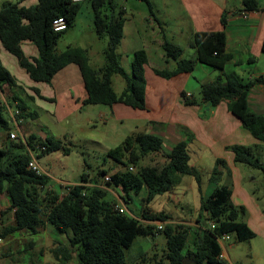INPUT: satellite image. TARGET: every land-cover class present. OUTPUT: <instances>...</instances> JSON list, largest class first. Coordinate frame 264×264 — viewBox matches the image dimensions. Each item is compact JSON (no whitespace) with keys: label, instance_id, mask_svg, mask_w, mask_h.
I'll return each mask as SVG.
<instances>
[{"label":"trees","instance_id":"1","mask_svg":"<svg viewBox=\"0 0 264 264\" xmlns=\"http://www.w3.org/2000/svg\"><path fill=\"white\" fill-rule=\"evenodd\" d=\"M93 11V25L100 38H107L103 54L105 63L94 68L89 63L85 48L70 46L58 52L57 44L70 28L81 10L82 2L73 0H38L34 6L26 7L17 2H3L0 8V40L10 53L14 54L20 65L26 69L34 81L50 82L54 75L70 63L79 66L87 97L84 104L123 103L137 109L146 108V77L145 65L148 55L145 49H138L133 54L130 76L120 63L118 45L123 36L124 9L120 0H89ZM151 13L152 5L147 0ZM246 9H263L257 0H243ZM64 16L68 28L55 31L53 20ZM225 25V15L222 17ZM32 41L39 50L38 57H28L23 52L21 43ZM225 31L195 32L192 45L196 47V57L182 58L183 48L164 38L162 47L166 56L176 61L174 69H158L155 72L165 78H170L182 72L192 71L198 62L217 69L220 74L214 81L201 84V98L207 106L214 107L221 100L229 101V110L241 121L254 137L264 141V124L261 115L254 111L248 103L250 89L256 84L264 85V76L243 80L235 71L224 73L225 65L233 56L226 50ZM264 51V39L262 42ZM115 74L125 79V88L117 94L113 88L112 77ZM4 86L11 90L16 86V80L0 59V90ZM33 90L40 95L37 88ZM186 104H195L185 93H182ZM17 102L18 116L28 120L38 117L35 111H29L27 104L18 95H13ZM6 105L0 101V131L11 132L12 119L5 117ZM12 127V128H11ZM10 139V137H9ZM161 137L154 134L133 132L116 147L109 149L105 155L122 163L126 168L111 174V179L105 181L108 186H120L128 195L129 190L139 193L147 191L143 198L142 219L153 222L165 221L168 215L164 212H150L148 202L157 194L170 190L175 183V174H191L197 182L201 180L200 172L189 164V154L186 143L179 142L171 151H164ZM55 150L70 152V147L59 138L52 135L45 138L30 134L18 142L10 139L0 148V194L7 192L12 211L13 224H6L0 230V236L25 230L37 233L45 221L59 232L68 234L69 245L74 247L77 255L76 264H126V249L131 246L137 236H155L157 231H164L166 243L163 247L164 258L168 264H183L190 256L193 264H224L220 257L221 246L219 237L231 234L237 241H244L254 236V232L244 221L245 208L235 205L231 200V190L226 185H219L207 196L201 199V214L207 221L206 231L197 237L193 250H187V240L190 227L182 224H165L162 229H156L154 223H145L138 218L116 209L115 202L106 200V191L99 185L87 184L86 172L82 173L80 182L69 187L62 196L53 192L39 194V189H45L49 177L38 175L28 168L31 159L30 151L37 152V158ZM137 150L140 152L138 153ZM235 160L250 165L262 167L253 159L248 147L234 145ZM160 152L165 157V163L160 166H139L136 171L129 169L131 163L139 164L143 155ZM134 166V165H132ZM135 167V166H134ZM106 168H100L98 173L107 175ZM127 201V198H123ZM47 211H43V207ZM206 211V213H205ZM42 216L44 219H42ZM213 222V226L210 224ZM31 244H28L27 249ZM54 255L59 264H67L71 254L66 247L57 246ZM154 264H164L163 260H155Z\"/></svg>","mask_w":264,"mask_h":264},{"label":"crops","instance_id":"2","mask_svg":"<svg viewBox=\"0 0 264 264\" xmlns=\"http://www.w3.org/2000/svg\"><path fill=\"white\" fill-rule=\"evenodd\" d=\"M6 1L17 2L26 7L38 3V0H0V8ZM149 1L153 9L151 15L145 12L137 15L135 10L128 12V8L120 2L124 9V26L123 36L117 49L120 63L130 76L134 52L138 49H145L147 52L145 109L133 108L119 102L112 105L84 104L87 91L80 68L75 63H70L58 71L50 82L34 81L26 69L20 65L18 58L5 49L1 40L0 59L15 78L16 86L13 90L4 86L0 90V101L8 108L9 97L18 95L25 101L29 111H35L38 118L43 115L47 118L46 130L36 131L28 127L29 129L25 128L24 135L36 134L41 138L52 135L66 142H70L73 137H81L105 154L133 132L161 137L163 149L166 152L184 141L189 154V164L200 172L201 180L197 182L191 174L176 173L173 187L163 194L155 195L147 204L154 212L162 211L168 214L165 221H156L163 226L167 223L189 226L185 251L193 250L197 237L206 231L208 224L200 216L201 199L207 197L216 186L226 185L231 190L232 202L245 208L243 219L254 232V236L244 241H237L230 234V239L220 240V257L224 264H264V170L258 166L236 161L232 150L234 145L248 147L253 159L260 162L264 168V162L261 160L264 141L254 137L243 126L229 110L227 99L209 108L201 97L195 96V91L200 90L202 83L214 81L219 76L220 72L214 67L198 62L192 71L182 72L170 78L162 77L154 70L155 68L171 70L176 67V61L168 58L162 47L164 38L183 48L182 58H194L197 54L196 47L192 45L195 32L223 30L227 39L226 50L233 56L232 60L225 65L224 73L235 71L245 81L264 76L262 49L264 10L246 9L243 0H164V6L156 5L154 0ZM257 1L264 8V0ZM83 3H88L90 6L93 19L90 1H82L81 10L84 7ZM175 5H179L182 11L180 20L181 12H176ZM157 7H163V10ZM224 15L225 25L222 23ZM168 16L174 19H169ZM149 28L153 36L147 39L141 32ZM90 33L94 36V41L95 38L99 41L106 40L103 48L96 52L89 43L81 44L79 47L87 50L90 65L99 68L104 65L105 58L102 64L94 65L92 61L96 54H103L107 38H100L94 30V25ZM69 38L64 39L66 47L63 50L70 47ZM152 44L156 46V50H152ZM21 47L26 56L38 57V47L32 41H23ZM154 51L158 53V60L152 59ZM118 75H113L112 84L115 92L120 94L126 83L125 79L119 75L123 82L116 89L114 81ZM33 88H37L40 95ZM182 93L190 94L188 98L195 100L196 103L186 104ZM4 94L8 97L6 100ZM248 103L261 115V122L264 124V85L256 84L250 89ZM16 105L17 102L13 101L12 107L15 106L18 109ZM34 107L38 108H36L38 112ZM16 124L14 121L11 131L17 129L20 134H23ZM2 133L3 131H0V148L5 146V141L1 138ZM9 140L6 131V144ZM255 147L260 153L257 156L252 152ZM44 172L49 177L45 189L52 183L60 185L64 183L55 179L48 170ZM260 180L263 181L260 182ZM76 183L79 182L67 186V191ZM103 187L112 191L108 186ZM189 189L193 192L190 197L187 195ZM131 192L138 193L133 190L128 192V196L136 201ZM163 198L161 208L156 210L159 199ZM122 201L126 202L123 198ZM10 204L7 192L0 194V228L14 220V218H8L6 213ZM120 206L128 209L124 203ZM50 226L52 225L45 221L37 233L30 234L36 235L52 228L53 232L65 234L68 238V234ZM3 238L0 236V247L4 244Z\"/></svg>","mask_w":264,"mask_h":264},{"label":"rangeland","instance_id":"3","mask_svg":"<svg viewBox=\"0 0 264 264\" xmlns=\"http://www.w3.org/2000/svg\"><path fill=\"white\" fill-rule=\"evenodd\" d=\"M140 1V2H139ZM156 5L164 6V0H154ZM120 2L128 8V12L135 10L137 15L141 12H145L147 15H151V10L147 0H120ZM141 3V4H140ZM83 8L80 10L78 17L76 18L74 24L68 28L61 37L60 42L58 43L57 50H63L65 46V38L70 37L68 41L71 42L70 46L79 47L81 44H91L92 49L96 52H99L102 46L104 45V40H97L90 33L93 19L91 14V8L88 6V3H83ZM158 9L163 10V7H157ZM156 8V9H157ZM175 9L179 15V20L182 19V11L179 5H175ZM153 10V9H152ZM163 14V11H162ZM184 14V13H183ZM169 19H174L172 16H168ZM157 29V27H156ZM158 30V29H157ZM145 31V33H144ZM145 38L149 39L150 36H153V32L149 28L148 30L143 29L141 32ZM93 37V38H92ZM185 42V41H184ZM184 44V43H183ZM152 50H156L154 44L151 45ZM157 51L152 54V59L158 60ZM92 63L102 64L104 63V55L101 53L96 54ZM123 82L122 77L118 75V78L114 81V86L116 89L119 88L120 84ZM5 95V94H4ZM195 96L197 98L201 97L200 90L195 91ZM5 95V100H6ZM13 99L9 97L8 104L9 107H6L5 117L11 118L12 125L15 121L22 130L23 134H20L16 129L18 136V142L20 139H25L28 135H24L25 128L32 129L36 131L46 130L47 118L43 115L40 118L31 119L27 121L25 118L19 117L18 113L15 111L16 107L13 106ZM34 109L38 112V108ZM13 127V126H12ZM11 127V128H12ZM13 129V128H12ZM11 129V130H12ZM8 135V131H7ZM1 138L5 141L6 144V131H3ZM70 142H66L70 147V152L66 153L63 150L51 151L38 158L40 166L44 170H48L49 174H52L55 179L63 181V184H51L48 188L42 190L39 189V194L48 192L57 193L62 196L67 192V186L73 184L74 182H80L82 173L86 172L89 186H92L94 180L95 184L99 185L103 190L106 191L105 198L108 201L115 202V205L126 204L127 210L125 212L130 214L133 217L138 218L140 221L145 223H154L156 229L158 227V222H148V220L142 219V211L145 208L142 204L143 198L146 196L147 191L142 189L140 193L134 194L131 192L132 197L136 198V201H133L130 196H128L120 187L117 186H108L104 180V176L98 173L100 168H106L107 174L111 175L113 173L125 170V166L122 163L115 161L113 158L105 155L98 147H95L94 144H91L81 137H73L70 139ZM10 141V140H9ZM258 148H253L252 152L256 156L258 153ZM139 153L140 151L137 150ZM165 157L161 153H149L141 156L139 164L131 163L135 166V171L139 169L138 167L143 166H157L160 167L165 163ZM261 160L264 162V151L261 152ZM139 165V166H138ZM257 171V169L255 170ZM185 177V176H184ZM185 181V180H184ZM263 180H260L262 182ZM183 185L185 183L183 182ZM189 185V184H188ZM103 186H108L107 188ZM190 187V185H189ZM43 192V193H42ZM136 193V192H135ZM163 194V193H162ZM193 194L192 190H188V197ZM126 197L127 201H122V198ZM163 199H159V204L156 205L157 208H161V202ZM147 209L150 212L156 213L148 207ZM43 211H47V207H43ZM8 218H14L13 212H7ZM168 215V214H167ZM42 219L44 217L42 216ZM14 220L6 224H13ZM52 227V226H50ZM50 228L49 231L39 233L36 235L30 234L31 232L21 230L13 234H9L3 238L4 244L0 247V264H59L60 260L54 255L53 249L58 245L66 247L70 250L71 257L67 264H76L77 255L74 247L69 245V240L67 235L58 234L53 232ZM2 230V227L0 228ZM158 230V229H157ZM32 241V242H31ZM166 243V236L164 231H157L155 236H137L134 239V242L129 248L126 249V264H154L155 260H163L164 264H168L164 258L163 247ZM28 244H31L27 249ZM183 264H193V259L189 257L186 258V261Z\"/></svg>","mask_w":264,"mask_h":264},{"label":"built area","instance_id":"4","mask_svg":"<svg viewBox=\"0 0 264 264\" xmlns=\"http://www.w3.org/2000/svg\"><path fill=\"white\" fill-rule=\"evenodd\" d=\"M74 2H82L84 0H73ZM53 28L55 31H63V30H66L68 28V23H67V20L64 16H59L57 18H55L53 20ZM191 95L190 94H187V97H190ZM17 113H19V110L16 109L15 110ZM9 137L10 139L12 140H17L18 139V136H17V133L15 130L11 131L9 133ZM30 154H31V159L29 161V164H28V168L33 170L34 172H36L38 175H43L45 174L43 168L40 166L39 162H38V158H37V152L35 151H30ZM129 169L134 171L135 170V167L130 165L129 166ZM111 179V175H105L104 176V180L105 181H109ZM116 209H119V211L121 212H125V208L123 206H120V205H115ZM211 225L213 226V222L211 223ZM158 228L162 229L163 228V224H159L158 225ZM228 240L230 239V234H224L222 235L221 237H219V241L220 240Z\"/></svg>","mask_w":264,"mask_h":264}]
</instances>
